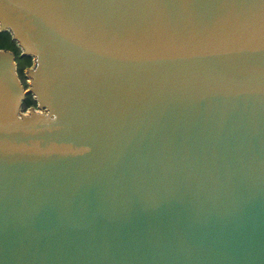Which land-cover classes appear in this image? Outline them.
Listing matches in <instances>:
<instances>
[{
    "label": "water",
    "instance_id": "1",
    "mask_svg": "<svg viewBox=\"0 0 264 264\" xmlns=\"http://www.w3.org/2000/svg\"><path fill=\"white\" fill-rule=\"evenodd\" d=\"M0 31L32 61L0 49V264H264V0H0Z\"/></svg>",
    "mask_w": 264,
    "mask_h": 264
},
{
    "label": "rangeland",
    "instance_id": "2",
    "mask_svg": "<svg viewBox=\"0 0 264 264\" xmlns=\"http://www.w3.org/2000/svg\"><path fill=\"white\" fill-rule=\"evenodd\" d=\"M0 49H8L9 51H11L15 56V62H16L17 58L19 59V57H17V56L20 53V49L17 47V45L14 42L5 41L4 43L0 44ZM31 63H32V61H30V63H29V61H25L24 59L18 60V62L16 63V72H17L18 78H19L24 89H27V87H28V78H27V76H25V69L27 67H29L31 65ZM30 106H33L34 108H36L35 103L34 104L31 103ZM23 108H24V106L22 105V107H21L22 112H25L28 109V107L26 109H23Z\"/></svg>",
    "mask_w": 264,
    "mask_h": 264
},
{
    "label": "trees",
    "instance_id": "3",
    "mask_svg": "<svg viewBox=\"0 0 264 264\" xmlns=\"http://www.w3.org/2000/svg\"><path fill=\"white\" fill-rule=\"evenodd\" d=\"M0 44L1 43H4L5 41H8V42H13L12 40H10V34L6 31H0ZM25 61H31L30 57H22ZM29 103V104H28ZM32 104L35 103V101L32 99L31 95H27L25 97V99L23 100V103L22 105L24 106L23 109H26L28 106H30Z\"/></svg>",
    "mask_w": 264,
    "mask_h": 264
},
{
    "label": "flooded vegetation",
    "instance_id": "4",
    "mask_svg": "<svg viewBox=\"0 0 264 264\" xmlns=\"http://www.w3.org/2000/svg\"><path fill=\"white\" fill-rule=\"evenodd\" d=\"M17 57H19V56H17ZM23 58L22 57H19V59L17 58V60H16V63L18 62V60H22ZM31 59V58H30ZM28 107H30V106H28ZM33 107V106H32Z\"/></svg>",
    "mask_w": 264,
    "mask_h": 264
}]
</instances>
